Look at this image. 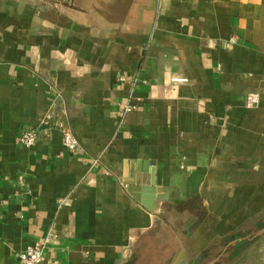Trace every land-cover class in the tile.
I'll list each match as a JSON object with an SVG mask.
<instances>
[{"label": "crops", "instance_id": "obj_1", "mask_svg": "<svg viewBox=\"0 0 264 264\" xmlns=\"http://www.w3.org/2000/svg\"><path fill=\"white\" fill-rule=\"evenodd\" d=\"M96 5L0 0V264L49 230L45 264L223 257L264 224V0ZM125 168L166 200L134 199Z\"/></svg>", "mask_w": 264, "mask_h": 264}, {"label": "built area", "instance_id": "obj_2", "mask_svg": "<svg viewBox=\"0 0 264 264\" xmlns=\"http://www.w3.org/2000/svg\"><path fill=\"white\" fill-rule=\"evenodd\" d=\"M259 103L257 94H249L247 97V105L249 107L255 106ZM127 110H131L130 106H127ZM63 144L64 148L69 153L77 152L81 144L68 127L62 128ZM39 137V130L36 128H29L22 132L20 136V143L25 147H32L35 145ZM59 236L54 230H49L47 234L38 242L26 247L24 251L19 254L20 264H45L47 252L53 246L58 244Z\"/></svg>", "mask_w": 264, "mask_h": 264}, {"label": "rangeland", "instance_id": "obj_3", "mask_svg": "<svg viewBox=\"0 0 264 264\" xmlns=\"http://www.w3.org/2000/svg\"><path fill=\"white\" fill-rule=\"evenodd\" d=\"M30 1H36V2H39L40 4L51 3V4L67 5V6H74V5L89 6V4H91L94 7V6H97L96 4L99 3L100 0H30ZM256 225H259V226H256ZM256 225L255 226L257 227V229H254V230L250 229L247 232L249 239H246V242L244 240L236 241V238L239 235H244V234L238 233L236 234V236H233V238L231 239L233 242L231 245L232 251H230V246H228L226 250L227 257L222 258V256L219 255L221 254V251H223V247L217 248V250H215L216 254L214 255V257H212L214 259L213 261H210L208 263L204 262L200 264H260L258 262V259L254 256L255 254H260L263 251V249L260 250L261 248L258 246V244L262 242L261 237L263 234H260L256 237H253V236L257 235L259 231L264 229V224L263 222L261 223L259 222ZM239 242L241 243L242 246L238 247L237 243ZM234 245H237V246H234ZM247 246L249 247L247 248Z\"/></svg>", "mask_w": 264, "mask_h": 264}, {"label": "water", "instance_id": "obj_4", "mask_svg": "<svg viewBox=\"0 0 264 264\" xmlns=\"http://www.w3.org/2000/svg\"><path fill=\"white\" fill-rule=\"evenodd\" d=\"M146 169V166H145ZM146 171V170H145ZM124 183L127 185V189L132 195L134 199L138 202L143 204L149 210H154L155 202L157 199H164L166 200L165 196H157V188L155 186L154 181L152 183H144L142 180V176L137 175L134 176V173H129L128 170L124 169ZM260 234H264V229L259 231L257 235L253 236L256 237ZM244 239H249V236L245 238H239L236 241H242Z\"/></svg>", "mask_w": 264, "mask_h": 264}, {"label": "trees", "instance_id": "obj_5", "mask_svg": "<svg viewBox=\"0 0 264 264\" xmlns=\"http://www.w3.org/2000/svg\"><path fill=\"white\" fill-rule=\"evenodd\" d=\"M184 209L185 210H188V211H190V212H193L194 213V215L196 216V217H200V219H203L204 218V212H203V209L201 208V206H200V203H199V200H197V199H193V200H190V201H188V202H186L185 203V205H184ZM257 226V225H256ZM233 236H236V234H234ZM245 242H246V240H244ZM243 241V242H244ZM244 242V243H245ZM248 244V243H247ZM246 244V245H247ZM237 245H238V247L239 246H242L241 245V243L239 242V243H237ZM237 245H234V246H237ZM246 245H244V246H246ZM231 247L232 246H230V251H232L231 250ZM249 246H247V248H248ZM241 253V252H240ZM225 257H227V251H226V253H225V255L222 257V258H225ZM237 257V256H236ZM191 264H196V262H192Z\"/></svg>", "mask_w": 264, "mask_h": 264}]
</instances>
